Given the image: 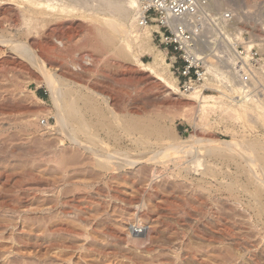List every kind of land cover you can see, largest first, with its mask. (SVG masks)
Wrapping results in <instances>:
<instances>
[{
	"label": "rangeland",
	"instance_id": "obj_1",
	"mask_svg": "<svg viewBox=\"0 0 264 264\" xmlns=\"http://www.w3.org/2000/svg\"><path fill=\"white\" fill-rule=\"evenodd\" d=\"M20 1L0 0V40L10 32L29 46L39 40L49 46L43 50H59L61 55L42 56L45 65L70 88L82 93L87 88L100 99L105 97L117 116L159 115L183 140L197 134L221 141H264V126L245 119L234 125L213 116L210 125L195 128L184 117L188 94L168 96L149 74L106 49L95 35L97 25L85 19L53 20L51 26L60 25L62 30L53 33L48 26L27 37L11 26L21 19ZM224 1L221 7L213 5L214 10L264 14V0ZM64 60L81 78L62 76L59 66ZM141 60L148 63L151 57ZM34 68L0 43V264H264V205L261 211L256 209L257 189L249 184L241 159H235L242 164L237 166L234 160L208 158L206 168H199L209 170L203 173L183 170L186 165L181 161L101 170L92 165L89 154L58 133L50 112L45 117L54 105ZM213 89L204 93L217 96ZM105 131L99 128L98 136L107 150L128 151L129 157L141 161L151 156L153 149L124 137L116 142ZM114 133L120 135L116 129ZM210 171L214 176L209 177ZM134 226L146 228L135 241L130 230Z\"/></svg>",
	"mask_w": 264,
	"mask_h": 264
},
{
	"label": "bare ground",
	"instance_id": "obj_2",
	"mask_svg": "<svg viewBox=\"0 0 264 264\" xmlns=\"http://www.w3.org/2000/svg\"><path fill=\"white\" fill-rule=\"evenodd\" d=\"M22 2L24 6L21 4V10L19 13L21 19L18 21V24L11 22V26L18 30L22 29L27 37L33 35L37 29H44L45 27L51 26L53 20H64V18L69 19L71 17H79L77 18L79 20L81 18L85 19L86 21L97 25L96 27L98 28H95L97 31L95 35L99 37L103 46L110 50L114 56L118 55L124 57L130 64L139 67L142 72L149 74V80H153V83L156 85L158 84L168 96L178 94L177 80L170 75L168 71V64L165 61V55L162 51L153 47L151 43L152 28L139 27L137 24L136 0H22ZM211 2L214 6L221 7L224 5L223 2L225 1L211 0ZM78 28L80 27L78 26ZM65 29H67V27ZM50 30L55 33L62 29L60 25L55 24L54 26H51ZM1 32H3V30ZM5 33L7 35L4 34V37L1 36L2 40H0V43L10 50L17 52L21 58L35 67L34 69H36L42 77L48 90L49 97L54 105L52 111L49 110L46 112L45 117L49 116V112L51 113L50 116L54 117L56 121L58 133L65 135L73 144L79 146L84 153L89 154L92 160V165L94 163L95 167L108 171L111 169H128L136 164L161 165L164 163L174 164L181 161L186 165L182 168L183 170L186 167V169L190 171H196L199 168H206L205 166H207L206 163L208 158H215L223 162H232L238 158L239 161L241 159L244 162L243 164H245L244 166L247 168L246 172L243 171L244 169L242 170V168H245L244 166L241 170L247 176L249 184L254 185L257 189L255 192V197L257 199L255 200L260 201L255 204H259V206H256V209L261 211V205H264V141H251L253 139L246 141L235 139H232L231 141H221L213 137H201L197 134L191 135L188 139L183 140L177 138V136L175 137L171 128H167L162 123L161 116L159 115L156 117L138 116L137 118L134 116L135 118L130 117L128 119L123 116L119 117L116 115L117 113L108 109L109 106L105 97L100 99V97H98L99 95L87 88L84 90L87 91V93H82L79 90L77 91V89L74 90V88H70V86L65 83L66 80L62 79L63 77L57 75L51 68H49L51 66L47 67L45 65L46 63L44 62V59H42L44 57L43 55L50 53L58 56L62 54H60L59 50L52 48L53 52H49V49L47 52L46 50L49 46L47 47V45L44 44L47 48L43 50V47L45 46L42 45L43 42L41 43L39 40H35L33 46H29L24 42L15 40L14 37L10 35V32ZM63 44L65 45V43ZM68 50L70 49L68 48ZM145 55L151 57L150 62H142L141 58ZM63 63L64 62H62V64L60 63L61 65L59 66V72H61L62 76L63 74H70L81 78L80 74L74 72L71 68H68L66 61L65 64ZM73 64L75 66L77 63L74 62ZM224 83H227L228 85H225ZM76 84L77 83H75V85ZM78 87L84 89L81 85ZM207 88H214L213 90H216L218 95L214 96L205 94L204 90ZM185 100H188L190 103L184 106V111L188 114L187 116L183 112L185 114L184 117H188V122H191L195 128L200 130L204 125H210L207 122H209L213 116H215L216 121L220 122L228 119L229 121L234 122V125L235 123L237 124V122H240V120L245 119L250 125L260 124L264 126V97L243 95L240 90H238V87L231 83V80L227 78V76H223V74L219 75L215 68H212L209 71V77L206 78L203 85L190 91L188 95H186ZM99 128L102 130L105 129V133L116 142H119L121 138L124 137L132 141V144L136 146L153 149L151 156L149 155L145 161H141L139 158L132 159L129 157L128 151H123L121 153V151H119L120 149H118V151H116L117 149H114L115 151L107 150L108 148H104L106 143L98 136ZM114 129L118 130L120 135L114 133ZM80 136L83 137L84 140H82L83 138L81 139ZM60 141L61 143L63 142L62 140ZM62 161L64 160L62 159ZM59 162L61 163V161ZM65 162H62V164H65ZM220 163L222 164V162ZM235 164L238 166L240 163L238 164V162H236ZM55 167L57 168V166ZM199 170L204 171V169ZM207 170L208 169H205V171ZM210 172L206 173L214 176V174H212L214 171ZM203 175L206 176L205 174ZM130 230L131 233L134 234V237L130 238L135 241L136 239L134 238L139 237L140 234H136L132 227ZM145 231L146 228L142 233L145 234Z\"/></svg>",
	"mask_w": 264,
	"mask_h": 264
},
{
	"label": "built area",
	"instance_id": "obj_3",
	"mask_svg": "<svg viewBox=\"0 0 264 264\" xmlns=\"http://www.w3.org/2000/svg\"><path fill=\"white\" fill-rule=\"evenodd\" d=\"M136 1L137 24L152 28L180 93L202 86L215 68L243 95L264 97V14L215 11L211 0ZM132 229L141 234L145 227Z\"/></svg>",
	"mask_w": 264,
	"mask_h": 264
}]
</instances>
